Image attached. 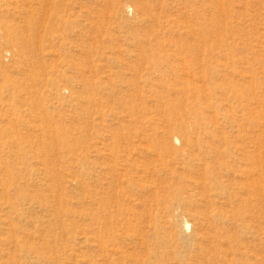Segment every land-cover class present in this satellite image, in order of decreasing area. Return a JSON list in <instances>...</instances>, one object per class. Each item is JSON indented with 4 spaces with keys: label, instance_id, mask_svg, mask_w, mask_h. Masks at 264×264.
<instances>
[{
    "label": "rangeland",
    "instance_id": "obj_1",
    "mask_svg": "<svg viewBox=\"0 0 264 264\" xmlns=\"http://www.w3.org/2000/svg\"><path fill=\"white\" fill-rule=\"evenodd\" d=\"M0 264H264V0H0Z\"/></svg>",
    "mask_w": 264,
    "mask_h": 264
},
{
    "label": "bare ground",
    "instance_id": "obj_2",
    "mask_svg": "<svg viewBox=\"0 0 264 264\" xmlns=\"http://www.w3.org/2000/svg\"><path fill=\"white\" fill-rule=\"evenodd\" d=\"M80 182V181H79ZM75 183H76V181H75ZM47 185V184H46ZM79 185V184H78ZM75 188V187H74ZM80 190V189H79ZM83 190V189H82ZM82 192V191H81ZM184 226H186V225H184ZM186 228V227H185Z\"/></svg>",
    "mask_w": 264,
    "mask_h": 264
}]
</instances>
